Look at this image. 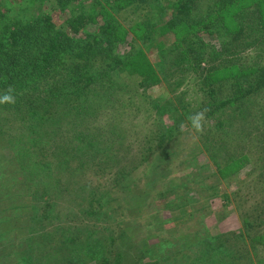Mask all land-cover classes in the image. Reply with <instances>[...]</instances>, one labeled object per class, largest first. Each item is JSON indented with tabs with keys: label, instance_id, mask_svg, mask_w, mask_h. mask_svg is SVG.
Masks as SVG:
<instances>
[{
	"label": "rangeland",
	"instance_id": "obj_1",
	"mask_svg": "<svg viewBox=\"0 0 264 264\" xmlns=\"http://www.w3.org/2000/svg\"><path fill=\"white\" fill-rule=\"evenodd\" d=\"M8 1L15 7L17 4L23 6L31 13L37 12L41 5V10L52 17L58 28L64 27L63 16L53 11L47 2ZM23 1L27 3L22 4ZM202 3L200 8L205 11L209 3ZM129 9L114 14L129 36L128 41L118 45L116 53L127 57L131 55L129 53L145 48L144 28L136 25L140 18L133 16ZM170 12L165 11L167 16ZM158 40L159 43L154 47L158 55L154 49H150L147 56L156 69L158 83L155 87L143 90L139 86V78L126 72L125 68L109 73L103 64L94 61V67L89 70L91 74L98 70L99 77L84 93L90 94L85 101L90 106L89 114H97L98 118L92 124L89 123L94 128L90 131L84 126L82 129L84 121H73L88 137L95 133L99 137L103 135L104 139L100 143L93 142L96 148L101 147V156L104 155V148L112 152L118 144L127 146L123 151L125 154L127 150L126 160L130 161L129 166L125 167L127 184L146 182L148 167L145 159L153 156L154 152L158 153L159 161L152 169L149 185L141 190L136 185L131 188L134 195L144 193L146 207L130 208L122 220L117 213L111 215L112 219L116 217V221H123V233L119 237L111 232L116 225L107 220L103 213H98L97 208L89 206L90 199L97 198L106 203L109 209L116 206L112 203L113 197L117 195L114 184H106L107 180L102 179L114 167L104 172L103 169L96 170L103 159L96 155L94 147L88 142L85 147L80 143H72L69 131L74 133L73 125L68 124L72 118H69L71 115L61 104L62 98L67 99L62 90L59 93L61 99L54 101L56 104L53 109L57 113H67L69 117L58 114L51 117L41 126V140L25 131L22 133L26 136V144L39 143L42 150L38 154L41 155L40 161L45 154L51 155V164L60 166L71 156L69 160H74L71 169L56 167L58 171L55 174H62L60 183L47 175L43 177L45 181L40 182L42 184H26L28 174L34 170L39 173L44 165L39 166V163L32 161L23 165V168L15 163L12 166L6 164L4 161L10 156L7 154L15 151V144L7 140L8 136L0 134V264H103L104 260L108 264H117L118 261L121 264H189L191 260L183 263L173 258L178 247L195 249L197 240L208 235L221 233L227 236L238 230L243 235L241 249L233 253L238 254L240 259L231 254L228 264H264V243H258L264 242V238H256L255 243H251L253 237H264V88L258 96L245 95L236 104L222 109L225 110L222 113L219 111L208 116L207 109L210 110L211 103L202 101L206 94L204 88L208 90L211 86L206 85L204 77L193 66L190 71L186 69L190 62H175L178 50L174 46L173 35H161ZM223 56H232L230 65L235 67L218 76L217 79L221 81L215 80L214 86L222 85L221 89L219 86H215V89L220 94L233 92L239 95V86L243 82L241 77L264 69V35H242V41L240 38L239 43H233L232 48L215 58ZM158 100L161 104L179 100L181 105L185 103L195 111L186 116L185 131L179 133L172 142L163 144L162 150L155 151V132L160 123L164 126L167 120L160 121L152 109L153 103ZM86 115L85 121L93 119V115ZM198 116L199 128L193 123ZM218 119L221 121L218 122ZM16 125L19 129V124ZM99 130L101 132H97ZM110 133H113L112 137H108ZM137 133L140 138L138 148L131 146ZM19 136L20 133L15 139ZM110 138L113 141H109ZM88 163L90 166L95 164V170L88 167ZM74 167L81 169L79 174L82 178L95 183L100 181L101 184H73L77 182L75 177H71ZM122 167L123 164L118 163L117 170L121 171ZM123 190L124 195L126 191L128 196L129 190L126 187ZM91 191H97L98 194L92 197L94 194H90ZM84 192L88 196H83ZM225 201L227 204H224ZM247 201L249 204H246ZM245 210L247 212L242 214ZM252 222L256 231L245 233L246 224L251 225ZM109 236L116 240L120 238L110 248L109 242L107 245ZM75 246L78 251L72 253ZM99 246L100 249L105 246L107 252L94 254L91 248ZM118 252L121 257L117 261ZM76 255L79 256L76 258ZM198 255L195 254L191 259L200 258ZM67 258L71 262L63 261ZM177 258L181 259V256ZM199 263H203L202 260ZM209 264L214 263L210 261Z\"/></svg>",
	"mask_w": 264,
	"mask_h": 264
},
{
	"label": "trees",
	"instance_id": "obj_2",
	"mask_svg": "<svg viewBox=\"0 0 264 264\" xmlns=\"http://www.w3.org/2000/svg\"><path fill=\"white\" fill-rule=\"evenodd\" d=\"M34 1L36 4L41 2L50 4L53 11L63 16L64 27L58 28L52 21V17L41 10V5L38 6L37 12L31 13L21 5L17 4L15 7L8 0H0V97L10 95L14 101H0V134L8 136L7 140L15 144L14 148L12 147L15 151L12 154L8 152L7 155L10 156L4 162L11 166L15 163L20 168L30 161L35 164L39 163V166L44 165L43 172L40 170L37 173L34 170L28 174L26 184H42L40 182L45 181L43 177L47 175L53 176V181L60 183L59 177L62 174H55L58 171L56 167H62L64 170L71 169L70 167L74 166V160H69L71 156L67 157L60 166H56L55 163L51 164L53 160L51 155L45 154L40 161L41 155L38 154L42 150L38 146L39 143L26 144L27 142H24L26 136L24 137L22 133L25 131L28 135L36 136L41 140L42 133H39L41 126H44L51 117L53 118L57 114L67 117H69L68 114L71 115L69 118L72 120L68 124L73 125L74 133L69 131L72 143H80L85 147L88 142L94 147L96 155L103 159L98 163L96 170L103 169L104 172L107 168L111 170L114 167V170L102 179L107 180L106 184H114L113 189L117 195L113 197L112 203H115L116 206L109 209L106 203L99 200L100 198L90 199L88 204L91 208H97L98 213H103L107 220L112 221V224L116 226L112 227L111 232L122 237L123 221H116V217L112 219L111 215L117 213L122 220L125 212L130 208L146 207L144 193L134 195L131 193V188L136 185L137 189L141 190L144 189V186L149 185L150 177L153 174L152 169L159 161V156L154 152L153 156L145 159L148 167L146 182H142L143 184L129 182L127 184L126 176H124L127 173L125 167L129 166L130 161L126 160L128 159L126 158L127 150L123 154L127 146H123L122 143L118 144L112 152L108 148H104V155L101 156V147L96 148L93 142L100 143L104 139L103 135L99 137L97 133H93V136L88 137V135H84V132H81L79 125L73 123L74 120H82L84 121L82 129L84 126V129L90 131L94 128L89 123L92 124L98 118L97 114H89L90 106L85 101L90 94L84 93L96 83L99 77L98 70H94L92 74L89 70L94 67L95 63L93 62L99 61L109 73L120 68L123 71L125 68L126 72L135 74L139 78V86L143 90L155 87L158 83L155 78L156 69L148 61V53L159 43L158 38L161 35L170 37L173 35L174 46L178 50L175 62H190L187 63L186 69L190 71V67L193 66L200 72L201 77H204L206 85L211 86L208 87V90L204 88L206 94L202 101L207 104L211 103L210 110L207 109L208 116L219 111L222 113L225 111L222 109L236 104L246 96H258L264 88V69L256 73L253 71L247 75L243 73L244 76L241 77L243 82L238 90L239 95L233 94V92H228L226 95L220 94L221 92L218 93L215 86H219L221 89L222 84L214 86L215 80L221 81L217 79L218 76L235 67L230 65L232 56L216 58L224 52L226 53L227 49L232 48L233 43H239L240 38L242 41V35L246 37L264 35V0H31L29 2L34 3ZM203 1L209 3L205 11L200 8ZM25 3L27 2H22V4ZM126 8H131L129 10L132 15L140 18V22L136 25H141L145 31L143 35L145 48L133 54L129 53L131 55L128 57L125 54L116 53L119 50L118 45L128 41L129 36H127L128 31L114 18L115 12ZM112 10L114 11L112 12ZM170 10L171 12L167 16L165 11ZM224 39L226 40L223 41ZM154 50L158 55L157 50ZM212 61L213 65L211 66ZM62 90L67 99L62 98L61 104L68 114L57 113V110L55 109L56 112H54L53 109L56 104L54 101L61 99L59 93ZM92 90L96 89L92 88ZM174 102L175 100H169L161 104L158 100L153 103L152 109L155 111L156 117L160 121L167 119L164 126L160 123L155 132L157 143L155 151L162 150L163 144L172 142L179 133L184 132L187 124L186 116L195 111L185 103L181 105L179 100ZM184 105L185 107H183ZM81 106H84V109H81ZM86 114L93 115L91 116L93 119L85 121ZM220 121L218 119V122ZM107 122L109 121L104 123ZM16 123L19 124V129H17ZM18 133L20 136L15 139ZM111 134L113 135L110 133L108 137H112ZM11 136L13 137L9 138ZM138 136L139 133L136 134L135 144L133 139L132 147H139L140 138ZM110 139L109 141H113L112 138ZM136 144L138 146H135ZM7 148L11 147L7 146ZM111 157L112 160H110ZM118 163L123 164L121 171L117 170ZM88 167H93L95 170V164ZM80 170L74 167L71 177H75L77 182L73 184H91L92 186L101 184L100 181L95 183L87 181L85 177L82 178L79 174ZM125 187L126 190H129L128 196L126 191L124 195ZM96 192H90V194H94L92 197L98 194ZM84 195L88 196L85 192ZM226 200L228 201L227 198ZM227 201L224 204H227ZM246 204H249L248 201ZM246 212L247 210L241 213ZM246 225L247 232L245 233L256 228L254 222L251 225ZM242 238L241 230L232 231L227 236L221 233L208 235L202 240H197L195 249L190 247V250H184L178 247L173 258L183 263L191 260V264H209L210 261L214 264H228L231 254L236 259H240V256L233 252H240ZM256 238L264 237L262 235L253 237L251 243H255ZM119 240L120 238L116 240L109 236L107 245L109 242V248L115 246ZM69 243L72 244V242ZM258 243L264 242L258 241ZM91 250L94 251V254L107 252L105 246L101 249L100 246L99 248L93 247ZM75 251L76 253L78 251L76 246L72 253ZM84 252L87 255L86 250ZM197 253L202 254L198 255L200 258L191 259ZM78 256L76 255V258ZM178 256H181V259H178ZM116 257L118 261L121 253L118 252ZM203 258H206V262ZM201 260L203 263H199ZM63 261L71 262L68 258ZM104 261L103 264H108L106 260ZM117 264H121V261H118Z\"/></svg>",
	"mask_w": 264,
	"mask_h": 264
},
{
	"label": "clouds",
	"instance_id": "obj_3",
	"mask_svg": "<svg viewBox=\"0 0 264 264\" xmlns=\"http://www.w3.org/2000/svg\"><path fill=\"white\" fill-rule=\"evenodd\" d=\"M0 101H3V102H14L13 101V97L10 96V95H5L3 97H0ZM199 116L195 118V120L193 121L194 123V126L199 128L200 127V124H199Z\"/></svg>",
	"mask_w": 264,
	"mask_h": 264
}]
</instances>
